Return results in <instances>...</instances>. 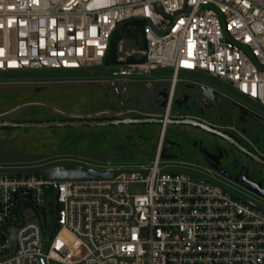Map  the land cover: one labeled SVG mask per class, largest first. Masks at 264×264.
Listing matches in <instances>:
<instances>
[{"label":"built area","instance_id":"1","mask_svg":"<svg viewBox=\"0 0 264 264\" xmlns=\"http://www.w3.org/2000/svg\"><path fill=\"white\" fill-rule=\"evenodd\" d=\"M135 19L145 46L116 57V80L165 69L172 91L181 71L203 73L264 107V0H0V72L105 66ZM162 144L150 166L108 177L0 172V264H264V209L165 171Z\"/></svg>","mask_w":264,"mask_h":264},{"label":"rangeland","instance_id":"2","mask_svg":"<svg viewBox=\"0 0 264 264\" xmlns=\"http://www.w3.org/2000/svg\"><path fill=\"white\" fill-rule=\"evenodd\" d=\"M141 28V23L118 28L112 47L116 57L126 58V52L143 49ZM119 68L120 64L108 63L77 72H0V121L74 120V114L98 112L87 119H121L123 111L130 109L167 113L172 71L157 70L147 82L139 78L125 82L112 76ZM169 104V119L193 116L213 123L248 150L264 156V107L230 85L207 74L181 71ZM133 115L146 117L128 116ZM161 128V123L0 127V172L45 173L76 166L105 173L109 168L148 167L157 154ZM159 156L165 171L208 179L264 209V165L229 140L197 126L168 123Z\"/></svg>","mask_w":264,"mask_h":264},{"label":"water","instance_id":"3","mask_svg":"<svg viewBox=\"0 0 264 264\" xmlns=\"http://www.w3.org/2000/svg\"><path fill=\"white\" fill-rule=\"evenodd\" d=\"M116 85V83H115ZM145 123H161L162 125L168 123L175 124H188L202 128L207 132L220 136L229 140L232 144L240 148L243 152L248 154L251 158L257 162L264 165V156L259 155L253 151L248 150L239 142H237L233 137H231L226 132L220 130L219 128L207 124L206 122L189 119V118H173L165 120V117H144V118H130L125 116L121 119H107V120H90V119H75L68 121H46V122H16V121H0V127H13V128H33V127H68V126H110V125H121V124H145ZM52 178L55 179H66V178H97L100 176L108 177L110 173H100L95 171H90L85 168H80L76 166H64L60 169L53 168L45 172Z\"/></svg>","mask_w":264,"mask_h":264},{"label":"crops","instance_id":"4","mask_svg":"<svg viewBox=\"0 0 264 264\" xmlns=\"http://www.w3.org/2000/svg\"><path fill=\"white\" fill-rule=\"evenodd\" d=\"M156 74V71H154V75ZM140 80V79H139ZM142 81V80H141ZM115 84V83H114ZM174 88H175V86H174ZM174 88H173V90L171 91L170 90V97H169V99H168V104H167V107H166V110H167V113L169 114V110H170V104H169V101L171 100V96H172V94H173V91H174ZM125 111V110H124ZM123 111V112H124ZM126 111H130V113L129 114H131V113H136V114H140V115H143V116H146V117H150V116H155V117H162V116H164V115H156V114H154V113H152V112H150V113H144V112H140V111H137V110H132V109H130V110H126ZM95 114H97V115H100L101 113L100 112H98V113H91V114H74L72 117L73 118H76V119H87V118H92L93 116H97V115H95ZM166 114V113H165ZM70 116V117H71ZM130 118H140V117H134V115L133 116H130ZM186 118H189V119H196L195 117H193V116H188V117H186ZM48 120V119H47ZM69 120V119H68ZM68 120H65V119H63V120H58V121H68ZM75 120V119H74ZM196 120H198V119H196ZM51 121H56V120H54V119H52ZM204 122H206V121H204ZM207 123V122H206ZM207 124H210V125H213V126H215V127H217L216 125H214L213 123L211 124V123H207ZM167 126V125H166ZM218 128V127H217ZM165 129H166V127L164 128V132H165ZM161 132H162V134H161ZM161 132H160V136H159V138L161 137V136H163V134H164V132L162 131V128H161ZM158 143H159V140H158ZM158 148V147H157ZM156 153H157V151H156ZM156 156V155H155Z\"/></svg>","mask_w":264,"mask_h":264},{"label":"trees","instance_id":"5","mask_svg":"<svg viewBox=\"0 0 264 264\" xmlns=\"http://www.w3.org/2000/svg\"><path fill=\"white\" fill-rule=\"evenodd\" d=\"M137 23H139V24L141 23L142 24L141 30L144 31L143 27H144L145 21H143L141 19H135V20H132V21H129V22H125V23L121 24L119 28H125L128 25H133V24H137ZM116 33H117V31L115 32L114 37H115ZM113 45H114V38L112 40V47H113ZM128 61H135V58H129ZM108 63H117L116 56H115V51L113 50V48H112V55H111V58L108 61Z\"/></svg>","mask_w":264,"mask_h":264},{"label":"bare ground","instance_id":"6","mask_svg":"<svg viewBox=\"0 0 264 264\" xmlns=\"http://www.w3.org/2000/svg\"><path fill=\"white\" fill-rule=\"evenodd\" d=\"M170 102V101H169ZM163 132H164V130H163Z\"/></svg>","mask_w":264,"mask_h":264}]
</instances>
